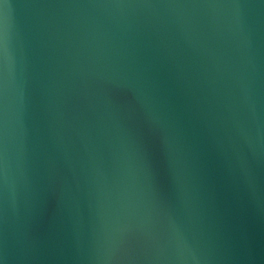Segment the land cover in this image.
<instances>
[{"label": "water", "instance_id": "obj_1", "mask_svg": "<svg viewBox=\"0 0 264 264\" xmlns=\"http://www.w3.org/2000/svg\"><path fill=\"white\" fill-rule=\"evenodd\" d=\"M0 264H264V0H0Z\"/></svg>", "mask_w": 264, "mask_h": 264}]
</instances>
